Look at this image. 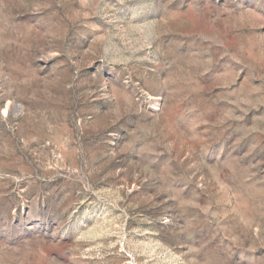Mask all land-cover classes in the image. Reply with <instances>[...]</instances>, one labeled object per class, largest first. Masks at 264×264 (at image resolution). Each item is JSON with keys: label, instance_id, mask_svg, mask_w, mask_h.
<instances>
[{"label": "rangeland", "instance_id": "1", "mask_svg": "<svg viewBox=\"0 0 264 264\" xmlns=\"http://www.w3.org/2000/svg\"><path fill=\"white\" fill-rule=\"evenodd\" d=\"M0 264H264V0H0Z\"/></svg>", "mask_w": 264, "mask_h": 264}]
</instances>
